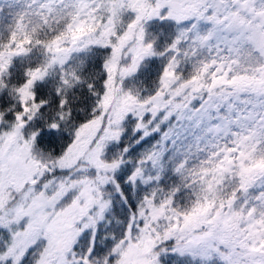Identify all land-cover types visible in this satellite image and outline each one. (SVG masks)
<instances>
[{
	"label": "snow or ice",
	"instance_id": "snow-or-ice-1",
	"mask_svg": "<svg viewBox=\"0 0 264 264\" xmlns=\"http://www.w3.org/2000/svg\"><path fill=\"white\" fill-rule=\"evenodd\" d=\"M0 264H264V0H0Z\"/></svg>",
	"mask_w": 264,
	"mask_h": 264
}]
</instances>
